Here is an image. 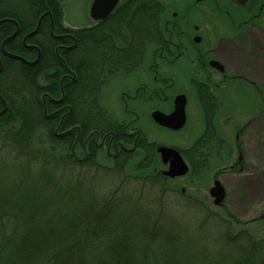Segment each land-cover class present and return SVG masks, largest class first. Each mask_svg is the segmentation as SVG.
Listing matches in <instances>:
<instances>
[{
  "label": "rangeland",
  "instance_id": "1",
  "mask_svg": "<svg viewBox=\"0 0 264 264\" xmlns=\"http://www.w3.org/2000/svg\"><path fill=\"white\" fill-rule=\"evenodd\" d=\"M3 1V9L9 15L1 16L0 20L13 21L4 20L0 24H12L9 35L14 34L0 43V60L10 65L11 76L20 73L17 59L28 65L29 70H34L40 60L45 68L38 73L36 83L40 88L34 96L24 89L11 92L8 97L0 95V117L9 113L11 101L25 112L38 113L39 100L44 119L33 127L32 145L51 147L57 157L71 156L78 164L80 160L95 159L99 166L106 168L112 165L116 155L122 156L118 161L132 158L133 164L123 174L127 182L121 186L118 180L120 187L116 185L117 177L99 169L83 175L88 178L85 192H89V185L94 188L86 195L98 197L95 206L99 207L104 199L116 198L117 202L126 199L122 201L123 214L132 213L134 209L153 213L147 223L158 216L171 235L195 248L200 254L199 264H264V36L237 34L234 41L229 40L228 18L224 19L222 11L230 10V6L224 0H220L215 11L206 7L192 8L191 24H200L211 55L223 59L231 75L242 78L217 85L203 79L198 69L183 59L174 64L159 63L155 73L150 63L154 49L167 37L164 21L169 19L170 11H183L189 0H134L127 12L121 10L111 20H108L109 15L102 21H107L106 29L110 28L107 39L117 43L119 49L140 50L142 58H138L140 54L136 57L141 64L135 62V67L126 64L125 68L121 58L113 63L114 67L100 74L96 69L98 48L93 47L99 45V41L93 43L86 33L90 30L98 37L105 27L94 28L97 22L93 23L89 17L91 0ZM46 12L54 19L52 31L48 30ZM202 12L205 13L203 18L199 15ZM158 30L161 31L160 41L154 35ZM213 33L226 37L218 40L221 36L214 38ZM67 34L71 38L68 39ZM12 39L19 42L17 50L9 47L8 41ZM124 39L131 40L132 45L124 43ZM31 42L39 45V51L24 49ZM103 48L108 47L105 44ZM2 68L3 64L0 72ZM158 74L163 79L160 80ZM167 75L174 77L170 84L164 77ZM195 76L197 80H193ZM55 79L58 88L50 82ZM82 82L85 91L77 89L72 93L74 86ZM161 88L168 98L180 93L187 99V122L178 130L162 127L149 115L153 109L162 107L166 111L168 108L165 99H160L162 95L157 101L154 98ZM135 90L136 100L127 99L126 92L132 96ZM200 93H204L203 98ZM204 115L209 116L211 122L207 129ZM80 120L82 122H78ZM50 123L54 141L48 138ZM93 123H100L103 133L98 134L99 129L94 130ZM136 127H140V131ZM15 128L12 125V129ZM77 134L78 142L74 143ZM151 142H155L154 147L147 145ZM157 146L175 147L187 165V172L174 177L162 174L167 165L162 163ZM153 153L159 163H151L155 159ZM146 166L148 170L143 168ZM58 170L59 178H71L68 182L63 179L71 187L81 172L76 166L71 172L70 169L61 172L59 166ZM156 172L167 178L164 185L150 187L142 183L138 186L136 180L146 181ZM130 175L136 176V180L131 181ZM215 180L224 188V198L219 204L214 203L210 194ZM126 191H130L131 196H125ZM158 196L161 204H158ZM227 252L235 262L226 260Z\"/></svg>",
  "mask_w": 264,
  "mask_h": 264
},
{
  "label": "trees",
  "instance_id": "2",
  "mask_svg": "<svg viewBox=\"0 0 264 264\" xmlns=\"http://www.w3.org/2000/svg\"><path fill=\"white\" fill-rule=\"evenodd\" d=\"M0 1V17L9 15L3 9L4 1ZM131 1L134 0H122L123 4L114 9L108 20L121 10L127 12ZM106 24L107 21H101L95 25L94 28L105 27L98 37L90 33V30L86 33L93 43L99 41V45L93 46L97 47L98 53L102 55L100 57L98 54L96 65L99 73L110 70V67H114L113 63L121 58L125 68L126 64L135 67V62L140 65L141 60L136 57L140 54L138 58H142L140 50L136 51L133 47L119 49L117 43L107 39L106 34L110 28L106 29ZM10 25L13 26L8 22L0 24V43L11 33ZM128 28L133 32L130 24ZM160 33L159 30L156 34L154 32L159 41ZM8 43L12 50L19 47L17 40L12 39ZM124 43L132 45L131 40L126 42L124 39ZM105 44L108 48L101 49ZM16 61L20 72L17 76H11L10 65H5V60L1 61L3 68L0 72V95L8 97L11 92L18 93L24 89L34 96V92L36 94V90L40 88L36 79L38 73L44 70V63L40 64V60L34 70H29L28 65L21 60ZM55 80L50 82L58 88ZM84 86L83 82L78 83L72 93L77 89L85 91ZM20 94L21 92L19 97ZM36 105L38 113L32 114L11 101L9 113L0 117V264H199L197 261L201 258L195 248L189 243L182 244L176 236L171 235L170 230L166 229L167 225L162 224L158 216H155L154 220L152 218L153 222L149 224L147 222L153 213L147 210L139 212V209H134L127 215L121 212L122 201L126 199H120L119 202L116 198L104 199L97 207L95 205L99 202L98 197L86 195L94 188L89 185V192H85L88 178H85L84 174L89 170L99 169L107 175L117 177L116 185L120 187L118 180L121 186L127 182L123 180V174L133 164L132 158L128 161H118L122 156L116 155L112 165L106 168L99 166L95 159L90 162L80 160L78 164L71 156L57 157L51 147L36 143L32 145L33 127L44 119L41 102L38 100ZM204 117L207 129L211 127V122L208 120L209 116ZM12 125L16 126L14 130ZM51 126L52 123L48 138L54 141ZM100 127V123H93L94 130L99 129L98 134L103 133ZM147 145L154 147L155 142ZM79 150L83 152L80 147ZM69 151L71 154V150ZM7 158H10V161ZM154 158L151 163H159L156 154ZM58 166L62 168L61 172L68 169L71 172L75 166L80 169L81 172L74 178L73 187L67 184L71 178L57 176ZM147 167L143 168L148 170ZM133 173L131 175H134ZM131 175L130 180H136V176ZM63 179H67V182ZM136 181L138 186L142 183L145 186L147 183L150 187H158L164 185L167 178L156 172L146 181ZM125 193V196H131L130 191ZM157 200L158 204H161L159 196ZM114 205L116 207H113ZM136 219H141L142 222ZM225 255L226 260L234 261V257L228 252Z\"/></svg>",
  "mask_w": 264,
  "mask_h": 264
},
{
  "label": "flooded vegetation",
  "instance_id": "3",
  "mask_svg": "<svg viewBox=\"0 0 264 264\" xmlns=\"http://www.w3.org/2000/svg\"><path fill=\"white\" fill-rule=\"evenodd\" d=\"M241 1L242 0H224V2L230 6V10L228 8V10L223 9L222 11L223 16H225L224 19L228 18V24H229L228 39L234 41V39L237 38L236 37L237 34L238 36L242 34L245 35L260 34L264 36V0H244L243 2ZM220 2H221L220 0H189V2L185 3V9H183V11L172 10L169 13V10H167V12L170 14L169 19H165L164 21L167 37L165 36L164 38L165 42L163 44L157 45V47L154 49V54L152 56L153 59L150 63V67H153L155 73L157 72L156 66L159 65V63L160 65H162L165 62L168 65V64H174L175 61H179V59H183V61H186L188 63L190 62V65H193L194 68L196 67L203 79H205L206 81L214 82L217 85H219L222 82L224 83L231 82L236 78L239 79L242 78V76L236 77L234 75H231L229 73L230 71L228 70V66L225 63V61H223V59L219 58L216 55L215 56L211 55L210 48L208 47L210 46V44L207 41V39L204 37L203 33H201L200 24L198 23L191 24L192 18L190 17L191 16L190 12L192 8L206 7L207 9L209 8L215 11L216 6H220L219 4ZM44 14H48L47 15L48 25H49L48 30L52 31L54 25L53 16L49 12H46ZM199 15L202 18L205 17L204 12L199 13ZM225 20L227 21V19ZM14 23L17 24L15 26L19 27V24L17 22L14 21ZM188 27L191 29L187 30ZM191 31L193 32L191 33ZM67 35H68V39L71 38V35L69 34ZM216 35L221 36L218 38V40H221L222 36L226 37V35L222 33H213L214 38H216ZM38 46H39L38 44L35 45V43L33 44L31 42L30 44H28L27 47L24 46L23 47L25 50L35 49L37 52L40 49L38 48ZM59 46H64V45L60 44ZM155 75L156 74H154L153 78H156ZM164 77L167 78V84L168 83L170 84L172 81H174V77L172 75H167ZM158 78L160 80L163 79V77L160 76L159 74H158ZM193 78L194 77H190V79ZM197 79L198 76L197 77L195 76V79L193 80H197ZM126 93L128 97L127 99H131L132 101L136 100V90L132 96L130 94L128 95V92ZM155 94L156 95L154 98L156 99V101L161 97L160 95L163 96L160 99L162 100L165 99V103H167L165 107L168 108L166 109V111L162 110L161 109L162 107L153 110H160L164 113H170L173 110V102L175 99L174 97L178 93L173 95L171 98L170 97L168 98L167 97L168 95H166V93L164 92V88H161L160 91L158 90ZM200 95L202 97L204 93H200ZM148 97L151 99V96ZM160 103L163 104L164 101L163 103L162 102ZM186 107H187V103L185 104V114L187 117ZM60 109L61 108L57 109V111ZM150 114L151 111L149 115ZM140 129H141L140 127H136V130L140 131ZM76 132H78L79 134V130ZM78 134L75 137L74 143L78 142ZM102 141L104 140L102 139ZM110 141L106 145L107 149L109 148ZM85 144L86 141L84 142V146H86ZM121 145H123L122 142L119 143L120 147ZM116 147H118V144L116 145ZM240 157L241 155L238 156V158Z\"/></svg>",
  "mask_w": 264,
  "mask_h": 264
},
{
  "label": "water",
  "instance_id": "4",
  "mask_svg": "<svg viewBox=\"0 0 264 264\" xmlns=\"http://www.w3.org/2000/svg\"><path fill=\"white\" fill-rule=\"evenodd\" d=\"M118 1L119 0H93L89 11L92 20L99 21L107 18L115 8ZM243 1L244 0L241 2ZM4 20L11 21L10 19H2L0 20V23ZM13 34L8 36L5 40L12 37ZM185 101V96L183 94H179L175 98L174 110L170 114H164L155 110L151 113V116L158 124L177 130L185 123ZM156 151L159 153L162 163L167 165V169L164 170L162 174L174 177L187 172V165L178 150L173 147L158 146ZM210 194L214 197L215 204L221 203L224 198V188L219 181H214V186L210 188Z\"/></svg>",
  "mask_w": 264,
  "mask_h": 264
},
{
  "label": "bare ground",
  "instance_id": "5",
  "mask_svg": "<svg viewBox=\"0 0 264 264\" xmlns=\"http://www.w3.org/2000/svg\"><path fill=\"white\" fill-rule=\"evenodd\" d=\"M8 36H10V35H8ZM8 36L4 37V39H2L1 42H2L3 40H5ZM35 64H36V63H35Z\"/></svg>",
  "mask_w": 264,
  "mask_h": 264
}]
</instances>
